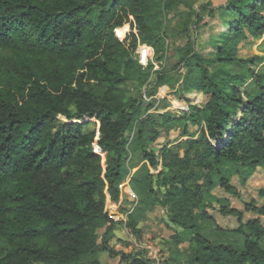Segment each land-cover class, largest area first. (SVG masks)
Here are the masks:
<instances>
[{
  "label": "trees",
  "instance_id": "16d2710c",
  "mask_svg": "<svg viewBox=\"0 0 264 264\" xmlns=\"http://www.w3.org/2000/svg\"><path fill=\"white\" fill-rule=\"evenodd\" d=\"M207 9L215 17L211 2ZM219 9L223 32L206 55L196 33L204 10L194 0H0V264H103L84 259L101 250L126 264H154L148 249L109 244L119 222L106 211L107 195L120 200L132 151L151 168L162 166L131 180L139 197L125 222L132 233L139 237V218L161 205L190 237L182 264H264L261 218L228 229L208 211L216 201L223 214L241 217L213 189L238 194L233 177L245 183L264 166V56L239 55L243 41L264 34V0H227ZM139 39L159 58L174 49V69L187 68L158 106L178 103L187 114L149 112L155 101L146 103L144 88L154 81L152 96L168 76L153 79V65L140 63ZM191 92L203 94L205 106L193 104ZM178 122L188 138L156 151L162 132ZM246 208L264 216V206Z\"/></svg>",
  "mask_w": 264,
  "mask_h": 264
},
{
  "label": "rangeland",
  "instance_id": "374dc122",
  "mask_svg": "<svg viewBox=\"0 0 264 264\" xmlns=\"http://www.w3.org/2000/svg\"><path fill=\"white\" fill-rule=\"evenodd\" d=\"M227 0H194V9L200 10L205 8L208 2H211L212 7L218 9L215 13V17H210L208 14V9L201 12L203 21L201 22L199 28L197 29V49L206 55H210L212 51L215 50L216 39L215 36H219L223 32V24L220 22L225 19L222 16V10L219 7L226 3ZM184 8V6H182ZM96 9L92 12L90 19H96L99 12ZM179 17H174L172 19L173 27L179 24ZM117 36L123 41H130L129 31H125L123 35H120L117 29ZM138 36V30H135ZM139 50L137 51V58L143 66L148 64L153 65V76L156 78V72L167 73V80L163 82L153 93L152 96L148 95V90L155 85L154 81H150L149 85L144 88L143 98L146 103L150 101H155V106L149 110V112L164 113L165 111H170L174 117H181L182 110L181 107H176L174 105L168 107L167 109L158 108L161 105L162 100L167 96L168 93L173 92L179 88L180 83L184 74L187 72L186 67H181L179 69H174L175 64L178 62V56L174 49H167L163 54L162 58H159V54H156L155 49L146 43H143L139 39ZM172 45L170 44V48ZM162 54V53H161ZM264 56V34L256 40L243 41L240 44L239 55L242 57H248L253 55ZM263 66V61L258 62V65L254 67L256 71H259ZM245 68L241 66H235V71L242 72ZM177 71L176 74L174 72ZM192 93V92H191ZM194 94V93H193ZM187 94V98L195 104L204 105L205 98L198 97L194 98L195 95ZM202 101V102H201ZM203 103V104H202ZM158 109V110H157ZM184 113V112H183ZM188 110L185 111V114ZM64 120L63 117H61ZM89 119V117L87 118ZM96 120V119H93ZM97 129L99 127V121L97 120ZM137 123H135L130 130H128V140L129 147L131 143H134ZM184 125L182 122L173 124L169 132H162V137H160L153 145L156 151L160 147L168 142L169 139L175 140L180 137L179 140L188 138V136L182 137V130ZM190 131H197L196 125L189 124ZM169 133V134H168ZM100 137L97 131L96 141ZM95 151L101 153V149L95 144ZM103 164L106 161V154L101 153ZM132 157V158H131ZM130 159V160H129ZM128 164L130 165V172L125 180L119 184L121 189V197L118 202H113L110 195H107L106 201V211L111 215V217L119 222V226L115 229L112 237H110L109 244L116 251H127L130 252L132 248L148 249V255L154 258V264H182V261L187 259L188 246L190 242V237L183 228L172 224L169 218L162 208L161 205H156L152 209H148L143 216L139 218L138 227L141 230V234L136 236L132 231L126 226L125 222L128 219V215L132 213L139 201V197L135 193L131 180L137 174H143L145 168H150L153 173H158L162 168L159 165L158 169L150 167L147 160L140 158V156L132 151L128 158ZM106 166L104 165V169ZM233 185L236 186L239 193L230 194L221 187L213 189V193L220 198H228L230 201V206L232 208L242 211V216L239 217L236 214H223L220 210V205L218 202H214L213 206H208V211L215 218L217 223L228 229L236 228L241 222H247L256 218H261L264 224V216L252 210H248L246 207L250 202H254L256 206H264V166H260L255 174L250 177L245 183L235 175L232 179ZM112 204H111V203ZM105 232V228L100 230V239L102 241V236ZM127 242V244H126ZM85 262H90L94 259H98L103 264H126V262L121 261V255L111 256L108 251H99L96 254H88L85 256Z\"/></svg>",
  "mask_w": 264,
  "mask_h": 264
},
{
  "label": "crops",
  "instance_id": "0c3cea01",
  "mask_svg": "<svg viewBox=\"0 0 264 264\" xmlns=\"http://www.w3.org/2000/svg\"><path fill=\"white\" fill-rule=\"evenodd\" d=\"M193 93H194V92H193ZM193 93H189L188 95L193 94ZM193 95H195L194 98H195V97L198 98V97H201V96H202L201 94H198V93H194ZM202 97H203V96H202ZM206 102H207V101H206ZM205 104H206V103H204L203 106H205ZM203 106L200 105V107H203ZM176 107H179V106L176 105ZM185 108H186V107H185ZM186 109H187V108H186ZM187 110H188V109H187ZM185 111H186V110L182 111L181 114H182V115H185ZM183 112H184V113H183Z\"/></svg>",
  "mask_w": 264,
  "mask_h": 264
},
{
  "label": "built area",
  "instance_id": "2783aa9c",
  "mask_svg": "<svg viewBox=\"0 0 264 264\" xmlns=\"http://www.w3.org/2000/svg\"><path fill=\"white\" fill-rule=\"evenodd\" d=\"M201 95L203 96V97L201 96L202 98H205L203 94H201ZM194 102H195L196 105H198V104L196 103V101H194ZM205 102H206V98H205ZM176 105H178L179 107H181L182 110H187L184 106H182V105H180V104H178V103H177V104H174V106H176ZM198 106L200 107V105H198ZM97 147H98V146H97ZM149 256H150V255H149ZM150 257H152V256H150Z\"/></svg>",
  "mask_w": 264,
  "mask_h": 264
}]
</instances>
